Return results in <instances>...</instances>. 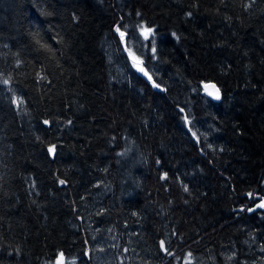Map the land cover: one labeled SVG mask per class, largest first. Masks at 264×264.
Wrapping results in <instances>:
<instances>
[{
    "label": "trees",
    "instance_id": "1",
    "mask_svg": "<svg viewBox=\"0 0 264 264\" xmlns=\"http://www.w3.org/2000/svg\"><path fill=\"white\" fill-rule=\"evenodd\" d=\"M262 200L264 0H0V264H264Z\"/></svg>",
    "mask_w": 264,
    "mask_h": 264
},
{
    "label": "snow or ice",
    "instance_id": "2",
    "mask_svg": "<svg viewBox=\"0 0 264 264\" xmlns=\"http://www.w3.org/2000/svg\"><path fill=\"white\" fill-rule=\"evenodd\" d=\"M140 30H141V35L144 37L145 40L149 39V37L153 35V29L148 28V27H146L144 25H141L140 26ZM116 31L119 33L121 40L124 41V39H125V31H121V29H120L119 26L116 28ZM125 50L126 51L128 50L127 43H126V46H125ZM152 52L155 55V53H156L155 46L152 47ZM129 55L132 56V53L129 52ZM132 58H133V61H134V66H136L139 71H142L143 72L144 71L143 68L139 67V63L140 62L137 61V59L134 56ZM144 75L147 76L148 75L147 72H144ZM148 78L151 79L150 76ZM4 83H7V81H4ZM154 87H158V85H154ZM207 87H208V85H205V88H207ZM212 87H215V85H213ZM208 94L209 95H213L212 93H208ZM214 98L217 99V100L220 98V96H219V89H216V93H215ZM45 123L47 124L48 121H45ZM48 151H49V153H54V151H55V145L50 146L48 148ZM60 183L63 184L64 181L61 180ZM185 191H187V188H185ZM248 195L251 196L252 194L249 193ZM256 207L257 208H264V200H262L261 203H258L256 205ZM251 210H253V209H250V211ZM241 211H243V209H241ZM160 246H161V249L164 250L167 254H171L170 252H168L167 248L165 247V242L164 241H161L160 242ZM190 255L191 254L189 253V256ZM56 264H65V260H64L63 253H60L59 254V258L56 260ZM189 264H190V262H189Z\"/></svg>",
    "mask_w": 264,
    "mask_h": 264
},
{
    "label": "water",
    "instance_id": "3",
    "mask_svg": "<svg viewBox=\"0 0 264 264\" xmlns=\"http://www.w3.org/2000/svg\"><path fill=\"white\" fill-rule=\"evenodd\" d=\"M205 85H208V87L205 88ZM205 85L203 87L205 94L210 99H212L213 101L219 102L221 100V98H222V94H221V91H220L219 87L215 83H206ZM213 85H215V87H212ZM216 89H219V96H220V98L218 100L214 98L215 93H216ZM208 93H212L213 95H209Z\"/></svg>",
    "mask_w": 264,
    "mask_h": 264
},
{
    "label": "bare ground",
    "instance_id": "4",
    "mask_svg": "<svg viewBox=\"0 0 264 264\" xmlns=\"http://www.w3.org/2000/svg\"><path fill=\"white\" fill-rule=\"evenodd\" d=\"M222 93V92H221Z\"/></svg>",
    "mask_w": 264,
    "mask_h": 264
}]
</instances>
